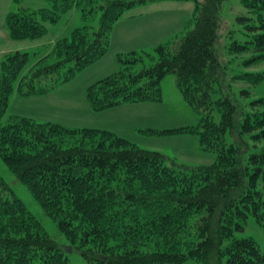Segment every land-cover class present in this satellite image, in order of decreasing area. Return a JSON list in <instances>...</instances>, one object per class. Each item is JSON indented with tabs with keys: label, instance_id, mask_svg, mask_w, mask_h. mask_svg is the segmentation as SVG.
<instances>
[{
	"label": "trees",
	"instance_id": "trees-1",
	"mask_svg": "<svg viewBox=\"0 0 264 264\" xmlns=\"http://www.w3.org/2000/svg\"><path fill=\"white\" fill-rule=\"evenodd\" d=\"M47 1L49 6L39 9L20 6L9 12V38L42 39L48 33L46 22L58 23L72 8H78L86 22L97 15L99 19L58 38L48 52H35L38 59L21 77L33 54L4 52L0 157L57 221L62 234L89 264H181L189 259L201 264H264L256 238L238 235L250 216L264 231V96L243 109L224 92L231 86L226 80L256 83L264 77V72H227L228 53H250L246 64L264 59V0H241L248 14L237 19L248 38H233L225 45L227 51L218 48L225 0H173L194 2L193 27L152 50L118 53L119 69L86 89L94 111L158 102L163 99L162 79L175 73L177 88L200 119L142 130L198 135L201 149L217 156L212 163L192 165L168 164L169 157L161 151L140 147L109 129L17 114L4 119L14 91L22 98L43 95L72 80L108 52L114 25L127 10L162 0ZM145 56L152 60L149 65ZM219 91L223 94L214 97ZM228 133L234 136L231 142ZM0 264H73L1 175Z\"/></svg>",
	"mask_w": 264,
	"mask_h": 264
},
{
	"label": "rangeland",
	"instance_id": "rangeland-1",
	"mask_svg": "<svg viewBox=\"0 0 264 264\" xmlns=\"http://www.w3.org/2000/svg\"><path fill=\"white\" fill-rule=\"evenodd\" d=\"M141 11L147 12L152 19H162L169 21V35L163 41H168L171 37H182L193 27L194 2L193 1H173L162 0L152 3ZM153 4V6H151ZM23 6L28 9H39L49 6L47 0H0V62L4 52L11 50L29 51L33 55L30 62L21 72L20 77L26 73L38 59L39 55L35 52L45 53L51 50L54 42L61 37H69L78 26L86 23L97 24V15L94 19L86 22L78 8H72L65 13L58 23L46 22L48 33L45 37L38 40H14L9 38L6 17L9 12L17 11ZM144 6V5H142ZM136 8V7H135ZM131 8L126 11L121 20L134 14L138 9ZM223 25L221 28V39L218 48L224 51L233 38L245 41L248 36L243 33L242 24L239 23L237 16L246 15L248 11L241 3V0H225L221 9ZM135 15V14H134ZM234 30V31H230ZM230 31V32H229ZM178 35V36H176ZM173 40V38H172ZM165 41V42H166ZM170 41V40H169ZM120 46H112L109 53L95 65L78 73L75 78L65 84L58 85L49 95H36L27 98L18 96L14 91L10 97V102L4 119L9 115H23L32 117L38 121H56L64 125L87 126L102 129H110L122 136L127 137L140 147L155 149L166 154L168 164L174 161L187 164H209L212 163L217 154L213 151L203 150L200 147L198 135L192 133L181 134H149L143 131L148 127L153 128H173L188 124L197 123L201 114L185 100L176 86L175 73H168L161 81L163 91L162 101H150L151 103H128L105 111H94L90 107L85 92L87 87L100 78H103L120 67L115 58V49ZM153 46L144 47L147 51L152 50ZM137 50H141L138 48ZM250 53L232 56L229 53L227 58V72L229 75L240 72H264V59L246 64L244 60L250 57ZM152 62L149 56H145L144 63L149 65ZM143 65L139 62L138 68ZM230 79V76H228ZM19 80H17L16 84ZM231 85L224 89V92L231 96L242 106L248 108V103L254 98L264 96V77L259 82H251L247 79L235 81H225ZM242 90H248L246 91ZM223 94L219 91L214 94L218 97ZM149 104V105H144ZM220 113L215 111L216 120H219ZM228 142L234 140V136L228 133ZM250 142L252 140L249 139ZM255 148V150H258ZM0 175L4 177L14 188L16 194L21 198L27 207L43 223L48 233L55 238L62 246L68 258L73 264H89L81 250L75 247L67 237L60 231L57 221L48 216L41 208L29 188L21 182L3 162L0 157ZM245 231L238 232V235H251L256 238L261 249L264 251V231L253 216H250L245 225ZM181 264H201L195 259H189Z\"/></svg>",
	"mask_w": 264,
	"mask_h": 264
},
{
	"label": "crops",
	"instance_id": "crops-1",
	"mask_svg": "<svg viewBox=\"0 0 264 264\" xmlns=\"http://www.w3.org/2000/svg\"><path fill=\"white\" fill-rule=\"evenodd\" d=\"M148 5L150 4H144V6H139L138 8H136L138 10L134 13L135 15L126 17L125 21L121 20L122 18L121 17L114 25V28L111 34L110 48L112 46L113 47L120 46L119 49H115L114 55H115L116 60H117L118 53H123V52H127V51L134 50V49L137 50L138 48L142 49L148 46H154L162 42L168 36H170L169 32H171V30L168 27L169 21L167 23L166 20H162L160 18L159 20L157 18L152 19L147 12L141 11L142 10L141 8L144 7L143 9H145V7H148ZM151 6H153V4ZM110 48L107 53H109ZM107 53L102 58H100L98 61L102 60L107 55ZM95 63L91 64L90 66L82 70L80 73H83V71H85L86 69H89V67H91L92 65H95ZM49 94H51V91L43 95H49ZM137 103H140V102H137ZM141 103H151V102L147 101V102H141ZM126 104L128 103L117 105L112 108L123 106ZM144 105H149V104H144ZM112 108H109V109H112ZM71 126H74V125H71Z\"/></svg>",
	"mask_w": 264,
	"mask_h": 264
}]
</instances>
